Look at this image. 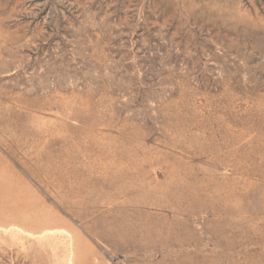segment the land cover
Wrapping results in <instances>:
<instances>
[{
	"label": "rangeland",
	"instance_id": "1",
	"mask_svg": "<svg viewBox=\"0 0 264 264\" xmlns=\"http://www.w3.org/2000/svg\"><path fill=\"white\" fill-rule=\"evenodd\" d=\"M0 264H264V0H0Z\"/></svg>",
	"mask_w": 264,
	"mask_h": 264
}]
</instances>
